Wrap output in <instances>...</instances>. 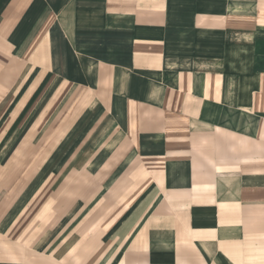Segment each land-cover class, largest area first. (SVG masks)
Returning a JSON list of instances; mask_svg holds the SVG:
<instances>
[{"label":"crops","instance_id":"obj_1","mask_svg":"<svg viewBox=\"0 0 264 264\" xmlns=\"http://www.w3.org/2000/svg\"><path fill=\"white\" fill-rule=\"evenodd\" d=\"M0 264H264V0H0Z\"/></svg>","mask_w":264,"mask_h":264}]
</instances>
